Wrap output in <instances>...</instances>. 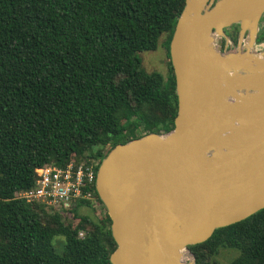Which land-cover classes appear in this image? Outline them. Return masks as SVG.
I'll use <instances>...</instances> for the list:
<instances>
[{"label":"trees","instance_id":"16d2710c","mask_svg":"<svg viewBox=\"0 0 264 264\" xmlns=\"http://www.w3.org/2000/svg\"><path fill=\"white\" fill-rule=\"evenodd\" d=\"M185 0H0V264H112V219L17 198L36 169L96 159L118 143L174 129L178 112L170 43ZM264 20V18H263ZM238 41L239 26L233 25ZM228 31V29H227ZM170 71L140 56L163 35ZM264 40V26L258 42ZM91 209V208H90ZM83 232L84 235H80ZM64 237V249L54 244ZM264 264V208L190 245L196 264Z\"/></svg>","mask_w":264,"mask_h":264},{"label":"water","instance_id":"95a60500","mask_svg":"<svg viewBox=\"0 0 264 264\" xmlns=\"http://www.w3.org/2000/svg\"><path fill=\"white\" fill-rule=\"evenodd\" d=\"M263 18L264 0H185L170 43L174 129L118 143L98 168L112 264H196L190 245L264 208Z\"/></svg>","mask_w":264,"mask_h":264},{"label":"built area","instance_id":"2783aa9c","mask_svg":"<svg viewBox=\"0 0 264 264\" xmlns=\"http://www.w3.org/2000/svg\"><path fill=\"white\" fill-rule=\"evenodd\" d=\"M258 44L263 45L264 42ZM99 165L93 158L89 162L71 161L63 167L51 163L38 167L34 186L19 192L17 198L25 199L28 203L44 204L52 211L62 213L76 203L86 201L82 208L104 212L103 204L94 193Z\"/></svg>","mask_w":264,"mask_h":264},{"label":"rangeland","instance_id":"374dc122","mask_svg":"<svg viewBox=\"0 0 264 264\" xmlns=\"http://www.w3.org/2000/svg\"><path fill=\"white\" fill-rule=\"evenodd\" d=\"M229 29H228L227 33L229 34L231 32V34L233 35L232 29H230V30ZM165 38H166V35L164 34L160 39V44H159V47L157 48V50H155V51H143L141 53L140 56L143 59V65L147 71L158 70V71H161L162 73H164L165 75H167L168 72L170 71L167 48L163 44ZM236 47H233L232 50H236L237 49ZM82 211L84 213H89L90 215L97 217L96 213L92 209L84 208V209H82ZM64 243H65L64 237H57L54 240V244H55V246L59 252L63 251ZM238 255H240V250L237 248L221 247L219 249V252L217 253L215 259L222 264H231V261L234 258H236Z\"/></svg>","mask_w":264,"mask_h":264},{"label":"bare ground","instance_id":"6f19581e","mask_svg":"<svg viewBox=\"0 0 264 264\" xmlns=\"http://www.w3.org/2000/svg\"><path fill=\"white\" fill-rule=\"evenodd\" d=\"M184 258H185L186 260H189V259H191V256H190V254L187 252V253H185Z\"/></svg>","mask_w":264,"mask_h":264},{"label":"flooded vegetation","instance_id":"af4514ba","mask_svg":"<svg viewBox=\"0 0 264 264\" xmlns=\"http://www.w3.org/2000/svg\"><path fill=\"white\" fill-rule=\"evenodd\" d=\"M230 30V29H229ZM229 35L231 36V38H233V36H232V34H231V32L229 33ZM238 38H239V34H238ZM236 47V46H235ZM237 48V47H236Z\"/></svg>","mask_w":264,"mask_h":264}]
</instances>
